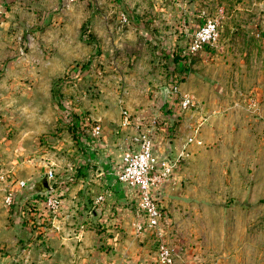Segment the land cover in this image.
<instances>
[{"label":"rangeland","instance_id":"obj_1","mask_svg":"<svg viewBox=\"0 0 264 264\" xmlns=\"http://www.w3.org/2000/svg\"><path fill=\"white\" fill-rule=\"evenodd\" d=\"M0 7V155L17 169L13 179L51 169L52 186L77 182L100 165L88 160L96 139L84 125L97 121L118 148L119 138L139 131L136 113L144 112L146 130L160 128L159 151L163 141L174 149L187 135L200 139L154 193L174 264H264V0H0ZM205 17L217 19L218 38L187 54L188 31ZM173 83L176 95L167 92ZM181 94L191 98L187 109L178 108ZM119 97L131 120L122 130ZM87 197L83 213L93 216ZM31 205L7 209L16 238L0 249L8 264L16 263L14 246L45 248Z\"/></svg>","mask_w":264,"mask_h":264},{"label":"crops","instance_id":"obj_2","mask_svg":"<svg viewBox=\"0 0 264 264\" xmlns=\"http://www.w3.org/2000/svg\"><path fill=\"white\" fill-rule=\"evenodd\" d=\"M193 30L194 29L188 31L187 35ZM167 102H169L168 99ZM167 106H171V102H169ZM140 112L141 111H138L136 113L137 121L135 122L139 124L136 126L141 131L146 130V126L143 125L144 112ZM152 124L153 123H149V125H151L149 128L152 129V137L156 142L158 139V134L156 133L159 127ZM121 126V130L123 127H127ZM102 133L103 131H101L99 138L94 140L96 141L93 145L94 149L93 147L90 149V145L89 150L88 148L86 149V153L90 155L88 160L99 163L100 165L103 164L102 167L99 165L96 169H86L85 173H83L84 176L79 175L75 180L77 182L72 183L74 185L70 183L63 185L64 189L60 196V206L55 212L50 213L43 208H39V205H36L35 209L39 211L36 214L33 212L30 214L35 216L37 220L35 221H39V224L44 220H46V224H49L47 227H41V225L37 224L34 229L41 228L43 231L40 237L44 241L45 248L33 247L32 242H29L27 246L21 248L14 246V249H12L14 253H11L9 258L15 260V264H21L20 258L23 256L26 262H31L34 260V257L38 256L47 257L44 260H38L37 264H63L66 262H69V264H135V262H139V264H158L156 252L152 250L153 239L151 235L146 232L135 233L133 230L132 223L136 219V214L135 204L133 209H131V205H133L134 200L127 195L124 187L116 182L115 179L120 161L118 150H121L126 145L127 141H124L126 136L123 139L119 138L118 141L114 143L118 145V148H115L113 145L108 146L107 143L108 140L112 144L114 138L106 139L108 133L105 132L103 133L104 135H102ZM161 140H163V136L160 137L159 142H161ZM83 143H85V141ZM4 144L5 142L0 139V152L4 151ZM172 144L173 143L167 141L164 145L163 141L162 151L155 148L154 152L158 154V156L172 153L175 155L183 150L182 157L189 155V146L191 144H189V146L187 144L184 145L183 140L181 143L177 144L174 149ZM95 150H99L102 155H94L96 153ZM11 154H13V151ZM112 158H114V161ZM5 171H7L9 175L14 176L12 172L16 173L17 169L15 166H6L0 155V172ZM74 179L75 178H73V180ZM89 181L92 183H89ZM93 183H95V186ZM111 183L113 185H111ZM3 187L4 183L0 181V249H2V247L5 249L8 240H16L15 236H13L15 227L6 222L8 208L1 202ZM93 188L99 189L100 191L98 193L105 192V195L106 193L107 195H104L102 205L96 209L93 216H85L83 213L85 199L89 196L91 200L96 195H91ZM117 197L119 199H117V202L115 201L113 206L104 203L107 198H110L111 201L114 202V199ZM130 202L133 203L129 204ZM72 205L76 206L77 209L80 208L79 211L83 213L82 216L80 215L77 217L75 214L73 215V209H71V207L67 209V206ZM132 211H134V216H131ZM21 214H23V212H21ZM72 217H74V219H71ZM65 223L73 225L64 226ZM33 226L34 225L31 227ZM54 226H56V228H54ZM80 226H82V229L80 232H77ZM31 227L28 228L25 226L23 228L29 233ZM34 230H32V233ZM38 238L36 240L37 242L41 240ZM7 256L6 259H4L2 250H0V264H8L9 259ZM29 257L30 260H28Z\"/></svg>","mask_w":264,"mask_h":264},{"label":"built area","instance_id":"obj_3","mask_svg":"<svg viewBox=\"0 0 264 264\" xmlns=\"http://www.w3.org/2000/svg\"><path fill=\"white\" fill-rule=\"evenodd\" d=\"M0 7V16L2 15ZM218 22L217 19L205 17L200 26L195 28L188 35L186 53L197 52L203 47L213 45L218 38ZM168 93L176 95L178 87L176 83L170 85L167 89ZM121 97L117 99L119 114L121 116V125L130 124V115L122 105ZM178 108L187 109L192 105L191 98L187 94H181L177 102ZM84 127L87 129L88 138L97 139L101 134V127L97 122H87ZM200 144V139L194 134L187 135L184 145ZM154 138L152 131L139 130L130 136L126 145L122 148L117 173L115 175L116 182L124 187L127 195L134 200L136 219L132 223L135 233L146 232L151 235L156 245V260L158 264H174L173 253L171 249L162 240V228L160 227L161 211L158 206L154 193L156 189L163 184L172 173L177 160L182 157L183 150L179 151L173 159L159 157L154 152ZM48 182L52 188L49 193L38 195L34 199H28L33 209L36 205L46 211L53 213L60 206V196L64 186H52L55 177L51 169L46 172ZM0 181L4 183L2 190L1 202L9 208L13 206V201L18 192L24 187L26 181L13 179L7 171L0 172ZM104 200L103 193L96 194L91 199L93 209H98ZM30 209V208H28ZM56 228V226H54ZM82 226L77 232H80Z\"/></svg>","mask_w":264,"mask_h":264},{"label":"water","instance_id":"obj_4","mask_svg":"<svg viewBox=\"0 0 264 264\" xmlns=\"http://www.w3.org/2000/svg\"><path fill=\"white\" fill-rule=\"evenodd\" d=\"M51 190L52 188L48 182L46 173H44L38 179H31L26 181L24 187L18 192V194L14 198V210L19 209L25 200L34 199L38 195L49 193Z\"/></svg>","mask_w":264,"mask_h":264},{"label":"trees","instance_id":"obj_5","mask_svg":"<svg viewBox=\"0 0 264 264\" xmlns=\"http://www.w3.org/2000/svg\"><path fill=\"white\" fill-rule=\"evenodd\" d=\"M28 202H29V203H31V201H30V200H28Z\"/></svg>","mask_w":264,"mask_h":264}]
</instances>
